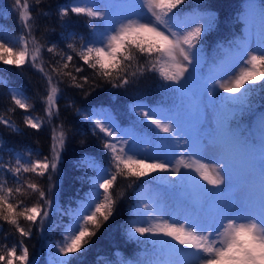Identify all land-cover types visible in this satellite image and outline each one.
<instances>
[{
    "label": "snow or ice",
    "instance_id": "1",
    "mask_svg": "<svg viewBox=\"0 0 264 264\" xmlns=\"http://www.w3.org/2000/svg\"><path fill=\"white\" fill-rule=\"evenodd\" d=\"M35 3L38 5L40 0ZM184 3L185 0H121L114 6L125 10L120 16L113 15L109 6L88 5L83 0L61 8L62 18L70 10L103 24L91 23L87 39L74 33L61 37L72 42L67 44L70 52H57L63 63L57 62L50 69L56 77L54 82V76L43 66L41 54L45 46L33 35L29 2L14 0L24 34L15 42L0 38V62L16 67L30 64L43 75L47 88L42 101L49 121L59 113L58 84L62 78L68 77L72 85L81 89L88 82L85 76L83 83H78L71 71H63L68 69L74 55L114 88H126L153 72L165 82L167 90L181 92L200 64L202 37L215 23L210 13L199 19L185 16L180 10ZM254 15L259 18L258 31L251 28ZM244 21L249 34L232 41L228 51L233 55L219 64L216 74L209 78L211 83L205 85L204 95L192 100L187 113L178 109L174 115L165 117L150 107L137 106L138 114L163 134L159 137L164 144L160 154L139 155L135 138L130 144L126 137L131 134H121L111 117L105 116L103 120L91 115L84 117L92 123L94 133L98 130L106 137L103 147L110 167L102 168L94 160L80 161L82 167L95 175L90 191L69 214L71 219L63 228L61 239L50 246L55 248L51 264H72L75 254L83 255L88 250L86 246L113 217L123 197L122 192L115 196L113 193L118 177L127 180L129 186L148 177L146 182L161 181L168 192H188L181 202L183 214L179 218L175 210L166 211L159 191L155 198L137 196L130 210L126 235L152 247L142 258L125 260L123 264H264V139L257 153L241 131V118L251 97L257 87L264 91V0H260L259 7L255 0H248ZM56 49V43H52L46 51L52 53ZM73 67L77 73L83 70ZM11 99L25 112L31 107L22 90H11ZM217 99L227 105L221 107ZM185 120L196 127L206 122L214 127V133L194 137L183 130ZM24 123L38 131L43 121L26 115ZM0 124L20 132L3 116ZM259 124L264 130V113L259 116ZM59 127L58 132L53 129L51 158L33 160L30 150L25 154L8 149L16 166H6L0 159V172L11 175L17 185L8 187L6 179L0 178V220L13 226L21 238L31 236V228L23 227L21 218L43 231L54 201L38 184L22 182L20 173L39 177L48 174L49 180L52 174L59 177L58 165L66 144L63 125ZM0 150H3L2 141ZM207 154L213 159L209 160ZM29 191L38 194V200L31 206L18 199ZM192 192L197 193L195 203ZM19 246V255L15 244L0 248V261L29 264L28 247L22 240Z\"/></svg>",
    "mask_w": 264,
    "mask_h": 264
},
{
    "label": "trees",
    "instance_id": "2",
    "mask_svg": "<svg viewBox=\"0 0 264 264\" xmlns=\"http://www.w3.org/2000/svg\"><path fill=\"white\" fill-rule=\"evenodd\" d=\"M80 0H40L37 5L35 0H28L30 11L33 17V35L45 46L42 50V60L45 71H49L52 66L60 64V56L57 52H70L67 44L71 39L68 33L85 39L90 36V24H103L102 21H90L85 16H77L70 10L66 17L60 16V9L72 6ZM106 1V2H105ZM118 0H96L101 7L108 2ZM259 7L260 0H255ZM248 5V0H185L180 6V10L185 16L193 14H208L215 17V23L201 40L204 55L207 57L208 67L222 57L225 50L231 47L232 41L243 36L242 21L240 14ZM47 13V15H43ZM0 28L9 39L17 38L24 34L23 26L19 21L18 12L14 5V0H0ZM52 43H56L55 52L49 53L46 48ZM143 61H141L142 63ZM73 65L82 67V71L77 73ZM77 78L78 83H83L82 77H88V82L83 89L77 88L70 83L68 77H63L58 84L60 94L57 101L59 113L54 115L51 120L46 115L45 104L42 97L46 94L47 83L43 75L30 64L21 67L14 65H4L0 62V116L10 120L17 128L19 133L11 131L10 128L0 124V141L3 142V150H0V159L6 166L15 167V158L8 149H15L19 152L31 151V159L51 158V145L53 129L58 132L60 125L66 133V144L58 165L59 177L52 174L51 180L48 174L39 177L34 173H24L21 171L20 179L22 182H32L38 184L42 189L53 197V207L49 210V217L45 221L44 230L41 231L37 225L22 218L20 223L23 227L31 228V236L21 238L15 228L0 220V248L17 245V255L20 254V242L29 249V264H48L44 251V242L53 241L61 238V232L65 224L70 220V213L77 208L79 203L86 197L91 189L92 178L95 172L81 166V160H94L95 163L103 168L110 167L109 156L103 144L106 137L98 130L93 132V125L85 116L96 113L97 111L109 112L119 126L131 127L149 136L145 128L154 126L147 122L139 113L138 105H145L152 109H178L184 102V95L181 92L167 90L165 82L158 78L153 72H148L144 76L136 79L135 83L126 88H114L111 84L95 75V70L84 65L75 55L68 69ZM22 90L28 98L27 102L31 107L25 112L14 105L11 99V90ZM227 103L224 102V105ZM9 109H14L10 111ZM80 111H77V110ZM264 113V91L259 87L255 95L251 97L249 107L241 118L242 126L246 127V133L251 134L257 118ZM32 115L43 121L41 128L37 131L26 126L24 118ZM142 128V129H141ZM243 130H245L243 128ZM159 135H163L159 133ZM246 136V134H243ZM156 175V174H153ZM0 178L6 179L7 186L15 188L16 182L7 172H0ZM149 178H142L140 182L129 186V182L120 177L117 178L113 188L114 196L122 192L123 197L118 201L113 217L106 222L90 243L87 251L81 255L75 254L76 258L72 264H123L125 260H135L142 258L146 250L150 252L151 244L142 245L135 240H131L126 235V226L130 220V210L133 209L142 185H149L164 191L166 186L161 181L146 182ZM51 191L49 192V187ZM179 190L171 193H176ZM168 192V191H167ZM33 200L27 204L31 206L38 200V194L28 192L27 195L18 199ZM51 198V197H50ZM0 264L4 262L0 261ZM18 264V262H14Z\"/></svg>",
    "mask_w": 264,
    "mask_h": 264
},
{
    "label": "rangeland",
    "instance_id": "3",
    "mask_svg": "<svg viewBox=\"0 0 264 264\" xmlns=\"http://www.w3.org/2000/svg\"><path fill=\"white\" fill-rule=\"evenodd\" d=\"M79 2L80 1H76L74 3H79ZM120 2H121V0H118V2L117 1H111V2H108V4H106L105 6H109V10L113 13V15L120 16V15L125 13V10L122 8H119V7H114L115 5H118ZM83 3H86L88 5H99V6H101V4L96 2V0H83ZM246 10H247V7L240 14V18H241V21L243 24L242 28H241L243 35L249 34V26L246 25V23L244 21V13ZM204 15L205 14H200V15L199 14H193V15H190L189 17H191L192 19H199L201 16H204ZM251 28L254 31H258V29H259V18H258V16H255V15L253 16L252 22H251ZM0 38H3L8 42H15L18 39V37L9 39V36L7 34H5L1 28H0ZM237 40H239V39H237ZM231 55H233V53H230L228 51V49L225 50L222 57L219 58L214 64H213V62H211L209 64L210 67H208L207 57H206V55H204V50L202 49L201 57H200V64L198 66V69L196 72H194L192 74L191 78L188 80L185 89H183L181 91V93H183V95H184V102H183L182 106H180L178 109H182V111L184 113H187V111L189 110V106L191 105L192 100L198 99L199 97L204 95L205 85H206V83L207 84L211 83V80L209 78H210V76L216 74L219 64L222 61L230 58ZM233 71H236V69H233ZM217 103L221 107H225L227 105V104L224 105V101H220L219 99H217ZM139 106H143V105H139ZM178 109H176V110H178ZM139 110H140V108H139ZM153 110L155 112H157L160 116H165V117L174 115L176 112V110L168 109V108H166L164 110L163 109L162 110L161 109H157V110L153 109ZM90 115L93 116L94 119L98 118V119H102V120L105 118V116L111 117V119L115 122L117 129L119 130V132L121 134H123V133H130L131 134L130 137H126L129 139L130 144L132 143V138H135V148H136L137 153L141 156L158 155V154H160V152L164 148L163 142L159 139V137L161 136V135H159V133H157V136L154 139L147 138L146 136H144V134L140 133L138 130H134L131 127L129 128V127L119 126L118 123L116 122V120L114 119V117L107 111H97L96 113H93ZM202 124H203L202 127H196L193 125V123L191 121L185 120L183 130L186 133H189L194 137L195 136H211L214 133V127H209L206 122H202ZM243 128L245 130H243ZM154 130L155 129H153V128H145L144 132H147L149 134V136L151 137V136H154V133H155ZM241 131H242V135L246 134V136H244V138L249 140L250 143L252 145H254L255 151L258 153L259 147H260V142L262 139H264V130L260 129L259 118H257L256 124L252 128L251 134L246 133L247 132L246 127L245 126L243 127L242 124H241ZM207 156H208L209 160L213 159L211 154H207ZM98 166H100V165L98 164ZM157 191H159L160 199L163 201L164 205L166 206V211L172 212L173 210H175L176 217L179 218L183 214L181 206H180L181 202L188 195V192L187 191H179L176 193H171V192H167V191L155 188V187H151L149 185H142L140 187V189L138 190V194L140 197H142L144 199H147L149 196L155 198L157 195ZM191 195L193 198V203H195L196 199H197V193L192 192ZM225 195H227V191L225 192ZM50 197L53 199L52 195ZM30 200H33V197L27 199L26 201H24V203L29 206V204H27V203ZM200 200L203 201V198H200ZM208 207L210 210V205ZM70 219H71V217H70ZM69 222H70V220H68L66 222L65 226ZM60 239L61 238L53 240V241L44 242V251L46 254V261L48 264H51V261L53 260V257L55 254V248L50 247V246H52L55 241H58Z\"/></svg>",
    "mask_w": 264,
    "mask_h": 264
}]
</instances>
